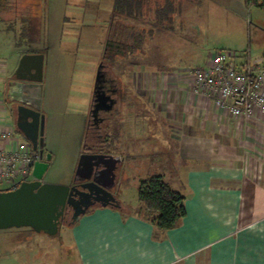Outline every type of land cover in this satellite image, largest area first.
Here are the masks:
<instances>
[{
	"label": "rangeland",
	"instance_id": "374dc122",
	"mask_svg": "<svg viewBox=\"0 0 264 264\" xmlns=\"http://www.w3.org/2000/svg\"><path fill=\"white\" fill-rule=\"evenodd\" d=\"M114 2L0 0V72L5 70L13 75L24 54L45 51L43 81L36 94V103L44 118L43 144L51 160L42 180L69 186L75 179L82 154L78 150L84 130L81 105L89 102V96H92L96 74L102 65L101 61H96L98 55L95 52L100 51L98 44L105 39L108 30L110 39L123 40L127 46V55L117 58L114 64L116 78L124 73L132 75L133 69L128 65L139 60L143 65L152 62L157 65L156 70H142L139 90L142 116L124 117L120 113L121 105L115 108V128L127 123V126L135 127L136 134L141 128V140L129 143L128 134L118 129L119 138L106 149L127 157L119 166L116 182L126 201L134 206L139 202V185L149 176L165 174L166 180L172 179L167 176L171 168L172 176L177 177L173 187L180 191L184 190L181 179L188 177V171L198 168L197 163L183 161L180 156L167 161L160 152L161 147L154 146V143H165L169 133L171 139L177 141L186 134L187 125L202 124V119L196 116H185L182 84L162 87L165 84L162 85L161 80L167 77L181 80L187 70L206 65L208 58L217 51L234 53L239 63L246 58L264 57V9L248 6L246 0H174L170 12L165 11L170 21L165 19L153 26L148 22L149 18L154 19L153 14L146 15L140 22L113 15ZM160 3L164 4V1ZM32 15L42 19V36L40 42L29 44L21 21ZM136 38L141 42L138 43ZM185 42L189 47L184 46ZM153 72L158 73L156 86ZM153 110L157 111L154 113ZM207 122L211 121L207 118ZM198 125L195 129H201ZM85 143L96 145L98 141L89 134ZM134 143L135 147H132ZM70 229L63 225L56 236L30 230L24 234L17 228L0 230V262L18 260L21 263L26 251L30 256L36 254L35 261L44 264H84L78 249L67 238ZM124 262L123 255L116 252L106 257L103 264ZM190 263L194 264L193 261Z\"/></svg>",
	"mask_w": 264,
	"mask_h": 264
},
{
	"label": "crops",
	"instance_id": "0c3cea01",
	"mask_svg": "<svg viewBox=\"0 0 264 264\" xmlns=\"http://www.w3.org/2000/svg\"><path fill=\"white\" fill-rule=\"evenodd\" d=\"M36 19L38 21L35 24ZM21 22L22 30L33 22L38 28L39 37L42 36V19L39 15H32ZM109 33L110 30L105 39L100 41L101 44H98L100 51L95 52L98 55L95 58L97 62H102V66H111L113 74L117 58L125 57L127 49H124L125 53L110 56V40L118 41L124 47L126 44L123 40L110 39ZM184 46L189 47L187 42ZM15 47L18 48L17 42ZM32 53L45 55L42 50ZM128 67L133 69L130 76L124 73L121 76L118 74L119 78H116L113 74L121 92L118 103L121 105L120 113L124 117H141L143 110L139 90L142 70H156L158 66L153 62L143 65L139 60L130 63ZM151 74L156 86L158 73ZM185 79L167 77L161 80L162 85L165 84L162 87L182 84L180 86L186 101L185 116H196L202 119V124L187 125L186 134L177 141L172 140L169 133L165 143H154V146L161 147L160 152L167 161L180 156L183 161H194L198 165L197 169L188 171L186 179H181L184 190L179 191L173 187L177 177L172 176L171 168L167 176L172 179L166 180V175L162 174L185 197V217L174 229L159 232L145 216V208L140 201L134 206L129 204L118 184L116 198L119 207L95 206L78 222L69 226L71 229L67 238L78 249L84 264H103L106 257L116 252L123 255L124 264H191V261L194 264H264V116L258 114L242 121L226 117L211 102H203L193 96ZM12 81L13 75L5 73V70L0 72V122L16 127L15 105L7 97ZM93 90L89 102L81 105L84 130L79 140V152L88 126ZM153 111L155 113L157 110ZM207 118L211 122H207ZM126 124H122L119 131L128 134L129 143L140 141L141 128L137 131L139 134H136L135 127ZM113 125L107 130L109 135ZM197 125L201 129H195ZM16 132L27 141L17 128ZM135 144L131 146L135 147ZM44 150L48 152L45 147ZM119 156L122 162L127 158L126 155ZM176 185L179 187L178 183ZM186 192L189 194L186 195ZM27 230L30 229H20L24 234ZM24 255L21 263L15 260L2 261L0 264H44L35 261L36 254L30 256L25 251Z\"/></svg>",
	"mask_w": 264,
	"mask_h": 264
},
{
	"label": "water",
	"instance_id": "95a60500",
	"mask_svg": "<svg viewBox=\"0 0 264 264\" xmlns=\"http://www.w3.org/2000/svg\"><path fill=\"white\" fill-rule=\"evenodd\" d=\"M45 55L24 54L9 84L7 97L15 106L16 128L41 157L33 165V179L11 191H0V230L28 228L36 233L56 236L63 226L65 208L72 210L69 226L75 224L95 206L119 207L112 189L116 182L117 163L121 157L104 153H82L75 172L74 185L43 182L51 155L43 144L44 118L36 103L43 81ZM102 65L97 71L89 119L97 121L101 111H111L115 101L102 90ZM77 182H82L79 186Z\"/></svg>",
	"mask_w": 264,
	"mask_h": 264
},
{
	"label": "built area",
	"instance_id": "2783aa9c",
	"mask_svg": "<svg viewBox=\"0 0 264 264\" xmlns=\"http://www.w3.org/2000/svg\"><path fill=\"white\" fill-rule=\"evenodd\" d=\"M189 92L211 102L224 116L249 120L264 116V57L236 62L232 52H214L206 65L184 73ZM41 157L19 137L15 125L0 122V191L15 190L33 179Z\"/></svg>",
	"mask_w": 264,
	"mask_h": 264
},
{
	"label": "trees",
	"instance_id": "16d2710c",
	"mask_svg": "<svg viewBox=\"0 0 264 264\" xmlns=\"http://www.w3.org/2000/svg\"><path fill=\"white\" fill-rule=\"evenodd\" d=\"M161 1H164V4H161ZM173 2L174 0H115L113 15L140 22L146 15L153 14L154 21L149 18L148 22L156 26L158 22L165 21V19L170 21V17H166V12H170ZM246 4L264 9V0H246ZM27 28V30L25 29L27 32L25 37L29 39L28 43L38 41L40 37L37 26L30 22ZM137 42H141L139 38ZM118 129L115 128L114 124L111 134L104 141L105 147L110 148L119 138ZM86 139L85 132L82 153L87 151ZM44 153L47 154L48 152L44 150ZM138 200L145 208V216L150 219L159 232L174 229L186 215L185 197L175 190L162 174H153L141 181L138 189Z\"/></svg>",
	"mask_w": 264,
	"mask_h": 264
},
{
	"label": "flooded vegetation",
	"instance_id": "af4514ba",
	"mask_svg": "<svg viewBox=\"0 0 264 264\" xmlns=\"http://www.w3.org/2000/svg\"><path fill=\"white\" fill-rule=\"evenodd\" d=\"M108 45L111 46L109 49L110 56H112L114 53H118V54L125 53L124 49H127L126 45L124 47V45L118 41L110 40L108 42ZM111 68L112 67L108 66L107 64L105 66H102L101 68L104 74L102 90L105 94L111 96V98L115 101V105L111 111H101L98 115V119L96 122L88 118V126L85 131L86 137H88V135L90 134V137L92 139L95 138L98 141V144L86 145L87 151L83 153H104V154H111L115 157L119 156L117 154H112L109 150H106L108 148L105 147V143H104L106 138L109 136V133L107 134L108 128L114 124L113 120L115 119V108L119 103V97L121 95L118 82L116 78L113 76ZM43 150H44V147H43ZM45 154L46 153H44V156ZM121 163H122V160H121ZM121 163L118 162L116 165V169L114 170L116 174V179H117V175H118L119 168H120L119 166ZM81 183L82 182H77L76 184L79 186ZM71 185H74V183L72 182ZM117 188L118 187L116 188L114 187L112 189V193L115 196L117 194L116 192ZM71 216H72L71 208L69 207L65 208L64 217L62 221L63 225L69 226L68 224L71 219Z\"/></svg>",
	"mask_w": 264,
	"mask_h": 264
}]
</instances>
